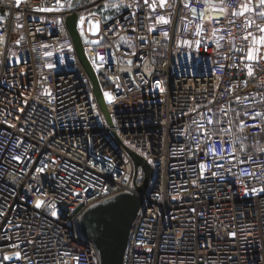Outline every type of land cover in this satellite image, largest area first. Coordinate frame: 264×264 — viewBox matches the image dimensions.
<instances>
[{"label": "built area", "instance_id": "obj_1", "mask_svg": "<svg viewBox=\"0 0 264 264\" xmlns=\"http://www.w3.org/2000/svg\"><path fill=\"white\" fill-rule=\"evenodd\" d=\"M255 2L233 16L248 0L84 1L76 30L108 121L66 27L69 0H0V264H99L76 221L136 194L144 174L129 153L152 178L123 264H264V192L251 191L264 188ZM101 6L117 10L103 20Z\"/></svg>", "mask_w": 264, "mask_h": 264}, {"label": "water", "instance_id": "obj_2", "mask_svg": "<svg viewBox=\"0 0 264 264\" xmlns=\"http://www.w3.org/2000/svg\"><path fill=\"white\" fill-rule=\"evenodd\" d=\"M85 0H73L70 8L72 14L66 19L68 33L75 46L77 58L84 71L91 80L96 102L104 113L106 107L98 79L85 58L82 42L76 30L78 20L77 9ZM205 20L209 14L197 12ZM213 17H221L220 13H213ZM136 169L140 168L144 174V183L136 186V194H119L87 208L79 218L78 228L83 240L92 245L97 251L99 264H123L126 248L130 240L135 217L142 205V198L147 185L152 178L151 168L140 157L129 153Z\"/></svg>", "mask_w": 264, "mask_h": 264}, {"label": "snow or ice", "instance_id": "obj_3", "mask_svg": "<svg viewBox=\"0 0 264 264\" xmlns=\"http://www.w3.org/2000/svg\"><path fill=\"white\" fill-rule=\"evenodd\" d=\"M222 2H223V0H222ZM19 3H20V0H16V4L18 5ZM145 3H147V0H145ZM57 5H58L59 7H63V5H60V0H57ZM150 6H151V5H150ZM163 6H164V0H161L160 7H163ZM184 6L187 7L188 5L185 4ZM69 7H72L71 0H69ZM239 7H240V9H242V10H241V11H234V12H232V15H233V16H243V15H245V13H250V12H252V11H253V0H248V3H247V4H243V3H242ZM255 8H256V9H261L260 11H258L257 15H258L259 17H261L262 19H264V0H256V2H255ZM48 10L51 11V10H53V9H48ZM56 10H59V8H57ZM214 10H215V11H219V13H220L221 15H226V14H227V9L224 8V7H221V8H219L218 10H217V9H214ZM93 15H94V14H93ZM202 18H203V15H202ZM160 21L163 22V23H167V21L164 20L163 17L160 18ZM80 22H81V24L84 23V18H83V17H81V21H80ZM230 23H233V24H234L235 21H230ZM253 23H255V22H254V21H249V27H251ZM257 27L259 28V30H260L261 32H264V28L259 27V25H257ZM92 28H93V29H97V28H98V25H92ZM93 34H95V32H93ZM165 36H167V33H165ZM245 39H247V37H245ZM253 40H254V42H255V38H253ZM17 43H18V42H17ZM260 44H261L262 46H264V37H261V38H260ZM247 59H248V60H253V59H254L253 49H250V50H249L248 55H247ZM248 74H249V76L252 75V70H251V68H249V73H248ZM157 86L159 87V85H157ZM160 90H161V92L164 91L163 88H161ZM105 97L108 99L109 103L112 102V97H111V95H110L109 93H105ZM25 103H26V101H25ZM256 116H260V113H256ZM254 118H255V117H253V119H254ZM221 143H223V141H222ZM240 150L243 151V148H241ZM208 151L211 152L213 155H215V151H214L213 148L210 147V148L208 149ZM259 152H260V153H264V147L259 148ZM13 159H16L17 161H19V158H18V157H13ZM248 159L251 160L252 157L249 156ZM200 168H201V170H203V169L205 168V165H204V164H201V165H200ZM213 175H215V173H213ZM250 175H255V174H254V173H250ZM251 191H253V192H255V191L264 192V188H261V189H259V190H257V189H252ZM246 194H247V192H246ZM74 195H78V193H74ZM35 207L39 209V208L41 207V202H40V201H37V202L35 203ZM53 208H54V206H53ZM0 215H3V212H0ZM51 215H52L53 217H55V216H56V212H55V211H52ZM229 235H230L231 237L235 238L236 233H234V232H233V233H229ZM30 242H31V241H30ZM14 247H18V246H14ZM19 255H20L19 252L16 253L17 258H19ZM4 259L7 260V259H10V257L5 256Z\"/></svg>", "mask_w": 264, "mask_h": 264}, {"label": "rangeland", "instance_id": "obj_4", "mask_svg": "<svg viewBox=\"0 0 264 264\" xmlns=\"http://www.w3.org/2000/svg\"><path fill=\"white\" fill-rule=\"evenodd\" d=\"M89 1V0H86V2ZM113 9V10H111ZM117 8L116 7H109V6H101V7H98V8H95L92 10V12L98 14L103 20L104 19H108L110 18L113 14H114V11H116Z\"/></svg>", "mask_w": 264, "mask_h": 264}, {"label": "trees", "instance_id": "obj_5", "mask_svg": "<svg viewBox=\"0 0 264 264\" xmlns=\"http://www.w3.org/2000/svg\"><path fill=\"white\" fill-rule=\"evenodd\" d=\"M85 1H86V0H85ZM78 222H79V220L76 221V226H75V227H76V233H77L78 236L81 237V234H80V232H79V228H78Z\"/></svg>", "mask_w": 264, "mask_h": 264}]
</instances>
